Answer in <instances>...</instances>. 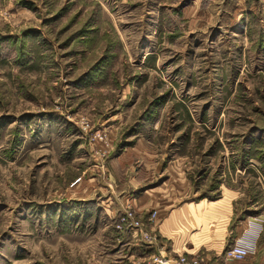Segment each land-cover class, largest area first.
Listing matches in <instances>:
<instances>
[{
    "label": "rangeland",
    "instance_id": "374dc122",
    "mask_svg": "<svg viewBox=\"0 0 264 264\" xmlns=\"http://www.w3.org/2000/svg\"><path fill=\"white\" fill-rule=\"evenodd\" d=\"M234 175L224 254L264 210V0H0V264H151L133 197L198 218Z\"/></svg>",
    "mask_w": 264,
    "mask_h": 264
},
{
    "label": "crops",
    "instance_id": "0c3cea01",
    "mask_svg": "<svg viewBox=\"0 0 264 264\" xmlns=\"http://www.w3.org/2000/svg\"><path fill=\"white\" fill-rule=\"evenodd\" d=\"M193 1L196 2V0ZM237 178V175L227 179L223 177L219 186V189L222 190V197L207 201V205L202 206V214L198 218L196 215L184 211V207L186 211L190 209L188 205L191 202L179 206L176 204L177 200H182L183 193L178 197L172 192L150 187L142 194L135 195L133 201L136 204L150 205V207L159 209L156 219L150 223V229L158 231V237L154 243L147 246L144 244L145 247L142 248L149 251L145 255L150 256L151 253L153 255L157 250L169 256L182 250H187L190 254L201 251L200 248H205L207 250H204L202 255L209 264H233L236 262L237 258L225 256L224 247L229 237L228 225L233 217L237 197L245 190L242 185L248 184L245 179L238 182ZM254 203H259V201L256 200ZM256 209L260 212L245 213L244 216L240 214L241 212L236 213V217L239 218L237 231L232 242H229L231 245L236 237H242L250 247L255 245L256 249L251 255L258 251L259 238L264 228V210H260V207ZM140 244L143 245L142 242ZM152 262L151 264H154Z\"/></svg>",
    "mask_w": 264,
    "mask_h": 264
},
{
    "label": "built area",
    "instance_id": "2783aa9c",
    "mask_svg": "<svg viewBox=\"0 0 264 264\" xmlns=\"http://www.w3.org/2000/svg\"><path fill=\"white\" fill-rule=\"evenodd\" d=\"M132 217V216H131ZM132 221L135 225H140L139 222H135L134 219ZM140 235L139 240L145 244H152L154 240L157 238L156 235H153L143 228L140 227ZM256 247L249 246L242 237H236L234 242L227 248L226 257L227 258H244L255 251ZM153 263L155 264H200V260L196 256L188 257L185 254H179L178 257H171L169 255L163 254L160 250H157L153 253Z\"/></svg>",
    "mask_w": 264,
    "mask_h": 264
},
{
    "label": "trees",
    "instance_id": "16d2710c",
    "mask_svg": "<svg viewBox=\"0 0 264 264\" xmlns=\"http://www.w3.org/2000/svg\"><path fill=\"white\" fill-rule=\"evenodd\" d=\"M234 242V241H233Z\"/></svg>",
    "mask_w": 264,
    "mask_h": 264
}]
</instances>
